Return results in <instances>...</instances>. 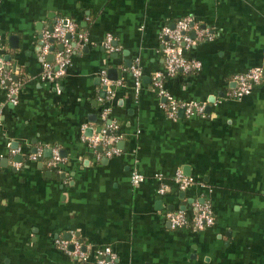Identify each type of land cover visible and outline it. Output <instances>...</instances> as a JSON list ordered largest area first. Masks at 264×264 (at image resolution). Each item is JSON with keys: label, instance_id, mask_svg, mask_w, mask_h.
<instances>
[{"label": "crops", "instance_id": "0c3cea01", "mask_svg": "<svg viewBox=\"0 0 264 264\" xmlns=\"http://www.w3.org/2000/svg\"><path fill=\"white\" fill-rule=\"evenodd\" d=\"M185 15L211 36L184 53L197 71L161 85L203 111L170 117L152 89L159 33ZM57 20L84 40H70L63 75L42 79V62L64 49L50 41L40 53ZM0 33V67L17 86L10 97L0 79V264H73L58 240L90 253L107 246L112 264H264V78L232 95L235 75L264 72V0H0ZM109 124L111 154L87 142ZM53 149L59 161L48 167ZM132 171L143 176L136 185ZM176 171L191 178L184 190ZM196 203L210 207L212 225L172 228L164 218Z\"/></svg>", "mask_w": 264, "mask_h": 264}, {"label": "built area", "instance_id": "2783aa9c", "mask_svg": "<svg viewBox=\"0 0 264 264\" xmlns=\"http://www.w3.org/2000/svg\"><path fill=\"white\" fill-rule=\"evenodd\" d=\"M194 32V36H191V32ZM210 38V34L206 29H199L190 16H182L177 18L172 24H164L160 28L159 39L161 42V53L163 55V71L156 72L152 83V89L155 90L158 95H162L167 98L169 104L167 106L172 117L174 111L181 107L184 113L189 116L192 114H201V105L190 103H177L174 102L170 95L163 90L161 85V79L163 76L171 77L177 73H191L197 71L200 68V62L198 60H187L184 56L191 46H193L197 40L202 37ZM55 40L64 47L63 53L58 52L54 58V61L42 62L41 78L47 80H53L64 73V69L68 63L67 54L70 51V40H77L82 42L84 40L83 34L77 30L74 23L63 24L57 20L54 22L51 31H44L41 33V56L44 57L50 48V41ZM112 38L110 35H106L103 41V46L107 51H113ZM3 53V40L0 33V62ZM62 53V54H61ZM130 73L133 78L134 87L139 86L140 71L139 69L131 65L129 67ZM264 78V72L260 67L254 66L248 69L244 73L235 75L234 82L235 87L232 95L234 97H242L248 95L254 84L258 83ZM0 79H4L9 82L8 84V96L12 97L17 89L16 84L12 80V75L9 70H2L0 67ZM104 115V111L101 113ZM85 128L83 125L82 129ZM114 124H109L108 127L102 128L95 134L90 135L87 138L88 145L94 147L96 145L108 146L106 153L111 154L115 150L111 147V142L115 139V136L108 135V132L115 129ZM38 153L32 154L31 158H37ZM59 161V155L55 149L52 150L50 157L46 160L45 164L48 167H55ZM143 179V176L135 171L130 174V182L132 185L138 184ZM173 182L176 184L177 189L184 190V188L191 182V178L184 176L180 171H176L173 177ZM166 185L160 184L156 190L158 195L165 192ZM164 218L167 220L172 228L191 227L195 230L204 229L213 223V215L210 207L207 204H195L194 211L192 213H186L184 210L175 209L165 211ZM57 246L60 250L66 253L71 260H74V264H87L93 262L94 264H112L114 255L111 250L105 246L94 249L93 252H87L81 246L78 241L72 240L69 243L67 241L58 240Z\"/></svg>", "mask_w": 264, "mask_h": 264}, {"label": "water", "instance_id": "95a60500", "mask_svg": "<svg viewBox=\"0 0 264 264\" xmlns=\"http://www.w3.org/2000/svg\"><path fill=\"white\" fill-rule=\"evenodd\" d=\"M62 23L65 25V24H66V21H63ZM49 31H51V29H49ZM49 60H50V59H49ZM3 84H4V85H8V84H9V82H8V81H6V80H4V81H3Z\"/></svg>", "mask_w": 264, "mask_h": 264}, {"label": "trees", "instance_id": "16d2710c", "mask_svg": "<svg viewBox=\"0 0 264 264\" xmlns=\"http://www.w3.org/2000/svg\"><path fill=\"white\" fill-rule=\"evenodd\" d=\"M52 43H54V42H56L54 39L51 41ZM118 131L117 130H115V131H113V132H111V133H108V135L109 134H114V133H117ZM72 262H73V264H74V260H72Z\"/></svg>", "mask_w": 264, "mask_h": 264}]
</instances>
